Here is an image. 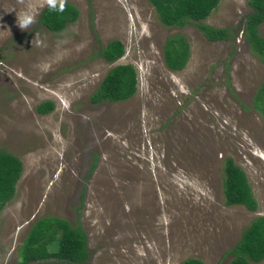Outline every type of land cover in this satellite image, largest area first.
I'll list each match as a JSON object with an SVG mask.
<instances>
[{
	"label": "rangeland",
	"instance_id": "obj_1",
	"mask_svg": "<svg viewBox=\"0 0 264 264\" xmlns=\"http://www.w3.org/2000/svg\"><path fill=\"white\" fill-rule=\"evenodd\" d=\"M248 1L219 0L199 22L228 37L209 41L196 21L163 25L148 0H67L78 16L59 32L40 24L42 0H0V149L22 163L0 210V264H21L18 248L43 217L82 227L80 264H229L244 228L264 216V119L252 103L264 63L244 38ZM31 10L36 21L22 30ZM258 30L264 37V22ZM181 35L188 57L172 70L165 42ZM114 39L125 50L110 63L101 50ZM123 63L136 69V92L93 104ZM43 101L54 107L40 114ZM226 157L243 169L255 211L225 204Z\"/></svg>",
	"mask_w": 264,
	"mask_h": 264
},
{
	"label": "trees",
	"instance_id": "obj_2",
	"mask_svg": "<svg viewBox=\"0 0 264 264\" xmlns=\"http://www.w3.org/2000/svg\"><path fill=\"white\" fill-rule=\"evenodd\" d=\"M159 21L165 26H183L188 20L197 22V28L209 41H220L228 37V28H216L200 23L217 7L219 0H148ZM252 11L244 21V38L252 51L264 63V37L259 34V26L264 22V0H249ZM78 11L66 3L61 13L43 8L39 22L52 32H59L67 23L75 21ZM124 45L119 40L109 41L101 50V56L112 63L124 53ZM188 57V43L181 36L169 38L164 46V60L168 68L180 70ZM137 89V74L130 63L115 64L106 72L97 88L90 96L93 104L102 101H122L132 96ZM253 107L264 119V81L253 97ZM52 101H43L36 106L40 114L52 110ZM222 192L227 205H243L255 211L257 204L243 169L232 158L223 162ZM22 172L20 159L0 149V210L14 193L16 182ZM56 243V251L50 252L47 245ZM232 255L229 264H253L264 259V216H257L244 228L239 239L228 250ZM86 234L81 226L71 225L59 217L40 218L33 223L25 239L18 248L21 264L53 258L70 264H80L87 258ZM179 264H204L196 257H188Z\"/></svg>",
	"mask_w": 264,
	"mask_h": 264
},
{
	"label": "clouds",
	"instance_id": "obj_3",
	"mask_svg": "<svg viewBox=\"0 0 264 264\" xmlns=\"http://www.w3.org/2000/svg\"><path fill=\"white\" fill-rule=\"evenodd\" d=\"M67 0H42L40 7H48L52 11H59L63 13L66 10ZM38 15L37 10H31L20 15L18 18V26L22 30H26L36 21Z\"/></svg>",
	"mask_w": 264,
	"mask_h": 264
},
{
	"label": "flooded vegetation",
	"instance_id": "obj_4",
	"mask_svg": "<svg viewBox=\"0 0 264 264\" xmlns=\"http://www.w3.org/2000/svg\"><path fill=\"white\" fill-rule=\"evenodd\" d=\"M48 113V112H47Z\"/></svg>",
	"mask_w": 264,
	"mask_h": 264
}]
</instances>
